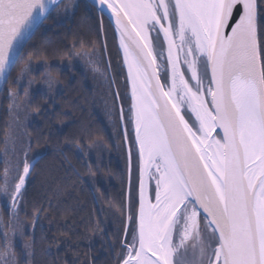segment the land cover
<instances>
[{"label":"snow or ice","instance_id":"snow-or-ice-1","mask_svg":"<svg viewBox=\"0 0 264 264\" xmlns=\"http://www.w3.org/2000/svg\"><path fill=\"white\" fill-rule=\"evenodd\" d=\"M49 4L59 15L73 0H0L6 83ZM96 11L97 35L110 14L122 52L109 85L123 74L126 94L131 86L126 110L112 92L129 172L116 264H264V0H96ZM78 55L91 63L96 53ZM9 142L0 197L11 211L26 201L38 161ZM17 217L0 218V264H30L16 260Z\"/></svg>","mask_w":264,"mask_h":264},{"label":"trees","instance_id":"trees-1","mask_svg":"<svg viewBox=\"0 0 264 264\" xmlns=\"http://www.w3.org/2000/svg\"><path fill=\"white\" fill-rule=\"evenodd\" d=\"M80 2L76 12L63 20L53 13L49 16L24 49L0 97L1 140L10 126L9 100L6 97L3 103L4 94L17 88L15 76L22 67L38 69L31 74L36 82L28 105L37 120L29 126L28 135L31 150L40 160L20 208L22 218L35 224L33 235H27L34 244L31 264H116L120 253L118 241L127 211L126 144L118 128L121 152L115 151L93 87L96 80L91 82L79 67L68 64L81 52L102 50L106 39L119 69L121 56L108 20L103 17L98 36L100 15L86 1ZM46 74L59 85L53 98L46 94L50 88L43 87ZM100 92L104 95V89ZM41 205L46 210L35 213L34 208ZM16 256L18 262L28 261L21 248Z\"/></svg>","mask_w":264,"mask_h":264},{"label":"rangeland","instance_id":"rangeland-1","mask_svg":"<svg viewBox=\"0 0 264 264\" xmlns=\"http://www.w3.org/2000/svg\"><path fill=\"white\" fill-rule=\"evenodd\" d=\"M80 1L81 0H73V7L67 12H61L59 15H57L56 10H55L53 12V16L61 17L63 20L66 17L73 15V13L76 12L79 4L81 3ZM64 2L66 3L67 0H65ZM49 26H50V23H47L46 27H49ZM106 40H105V44L107 46V51H104L103 54H101L102 50L93 51L96 53V55L92 56L91 63H88L85 60L80 59L78 55L76 59L74 60V62L71 61L68 64V66L70 68L79 67L84 73L87 74V76H89L91 82H93V80H96L97 84L93 85V87L98 92L100 100L102 102L101 110L100 109L99 110H100L101 115L104 118V122L106 123V126L108 127V129L110 130L112 134L111 138H112V141L115 147V151H117V153L119 154L121 151H120V146L118 142V132H117L118 128L115 127L116 118L114 115L113 104H112V92L118 91L122 96H125L123 103H124L125 110H126L127 109V95H129V91L127 94L125 93V81H124V77L122 74L118 77L117 85L112 86V87H110L109 85L110 78L116 77V74L120 72V69L117 65L115 58H113V54H111L109 43L106 42ZM93 52L89 54L91 55ZM109 65L110 67H108ZM26 66L29 68V71L26 75L18 79V77L21 76V70H20L15 76L16 77L15 84L17 85L16 86L17 88L15 90L13 88H10L7 94L5 93L3 96V103L6 97L9 100V114H10L9 125L10 126H9V130L6 136L10 140L8 144L9 150L13 148V144L11 143V141H15V149L17 151H19L20 149H24L27 152L28 157L34 158L36 160L37 159L36 154L32 152L31 148L30 150L28 148L29 142H31L30 141L31 139L28 135V128L35 120H37V118L30 111L28 105H29V95L32 92V89L30 88L34 86L36 82L35 81L36 78L31 77V74L37 72L38 69L32 65H30L32 67H30L28 64ZM26 66L22 68H25ZM94 69H98V70H94ZM44 78H45V84H44L45 86H43L44 89L45 90H49V88L50 90L52 89V91L50 90L46 91L47 92L46 94L49 95L51 93L50 97L53 98V96H55V94L59 92L58 82L53 80L48 74L44 75ZM49 80L52 81L51 85L48 83ZM99 83L101 84V86L98 85ZM26 85H28L29 87L27 91H25V88H24ZM102 89H104V95L100 92L102 91ZM9 92L12 93L11 96L9 95ZM22 93H25V94L23 95ZM119 103H121V101H117V104ZM120 123H121V128L119 129H120L121 134L123 135V132H122L123 121H121ZM128 131H131V129H128ZM6 136H4L0 140V165H2L3 154L5 152L4 142H5ZM122 137L124 139V136ZM124 142L127 147V142L125 141V139H124ZM95 148L96 147H94L93 149ZM94 158L96 157L94 156ZM125 159L126 160H123V161L125 163L127 162L126 170H127L128 180H129L127 155L125 156ZM134 164H135V160L133 158V165ZM132 178L134 180V174ZM10 208H11L10 201H8L4 197H0V218H3L7 222L12 213L18 212V217H17L16 222H18L22 226L24 236L23 238H21L19 235H17L15 239V250L18 248H21L25 256V259L30 261V264H31L32 255L29 257L24 253L23 245L25 244L32 245L33 241L31 239H28L27 235H30V236L33 235L34 230H35V224L30 225L24 220V218H22L21 213H20L21 206L19 204L17 208L11 209V211H10ZM30 251L32 252V249ZM16 260H17V256H16Z\"/></svg>","mask_w":264,"mask_h":264},{"label":"water","instance_id":"water-1","mask_svg":"<svg viewBox=\"0 0 264 264\" xmlns=\"http://www.w3.org/2000/svg\"><path fill=\"white\" fill-rule=\"evenodd\" d=\"M64 0H62V2H63ZM87 3H89L92 7H94L95 9H96V0H85ZM57 8V5L56 4H49V11H48V13H46V15L49 17L50 16V14L55 10ZM98 12V11H97ZM99 13V12H98ZM100 14V13H99ZM109 16H110V14H108V13H106L105 15H104V17L108 20V22H109ZM112 24H113V28L112 29H114V21H112ZM41 28V26L39 27V29ZM38 31V30H37ZM37 31H35V33H34V35L37 33ZM34 35H32L31 36V39L33 38V36ZM31 39H29L26 43H24L23 45H22V53H23V51H24V49L26 48V46L28 45V43L30 42V40ZM116 41H117V45H118V33H117V39H116ZM22 53H21V55H22ZM121 58H122V52H121ZM17 62L18 61H15V65L17 64ZM15 65H14V67H15ZM14 67L12 68V70H11V73H12V71H13V69H14ZM125 72H126V67H125ZM11 75V74H10ZM9 77L10 76H8V78H7V80L9 79ZM5 84H6V82H5V79H4V76L3 75H0V96H1V94H2V92H3V89H4V86H5ZM130 84H129V93H130ZM40 160V158H38V159H36V161H39Z\"/></svg>","mask_w":264,"mask_h":264}]
</instances>
